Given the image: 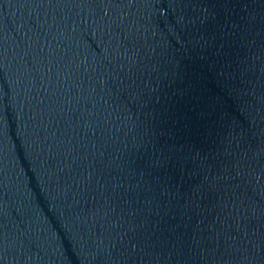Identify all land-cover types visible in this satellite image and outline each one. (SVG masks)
Instances as JSON below:
<instances>
[{"label": "water", "instance_id": "obj_1", "mask_svg": "<svg viewBox=\"0 0 264 264\" xmlns=\"http://www.w3.org/2000/svg\"><path fill=\"white\" fill-rule=\"evenodd\" d=\"M0 264H264V0H0Z\"/></svg>", "mask_w": 264, "mask_h": 264}]
</instances>
